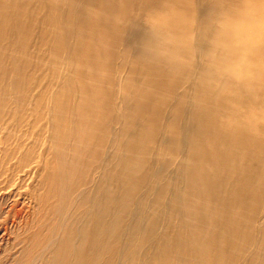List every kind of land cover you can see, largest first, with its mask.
<instances>
[{
    "label": "bare ground",
    "instance_id": "6f19581e",
    "mask_svg": "<svg viewBox=\"0 0 264 264\" xmlns=\"http://www.w3.org/2000/svg\"><path fill=\"white\" fill-rule=\"evenodd\" d=\"M138 11L0 0V125L30 111L35 145L48 144L19 163L42 177L44 195L30 197L48 245L13 264H264V111L249 131L264 98L207 91L199 57L179 79L145 63Z\"/></svg>",
    "mask_w": 264,
    "mask_h": 264
},
{
    "label": "clouds",
    "instance_id": "9594fccd",
    "mask_svg": "<svg viewBox=\"0 0 264 264\" xmlns=\"http://www.w3.org/2000/svg\"><path fill=\"white\" fill-rule=\"evenodd\" d=\"M198 18L192 0H156L137 17L146 29L145 63L164 68L179 79L199 57L200 85L224 97L256 98L264 91V0H207ZM199 39L206 47L197 48ZM264 111L251 110L249 131Z\"/></svg>",
    "mask_w": 264,
    "mask_h": 264
},
{
    "label": "rangeland",
    "instance_id": "374dc122",
    "mask_svg": "<svg viewBox=\"0 0 264 264\" xmlns=\"http://www.w3.org/2000/svg\"><path fill=\"white\" fill-rule=\"evenodd\" d=\"M135 5L136 7H140L143 11V7L139 4L138 0H135ZM206 8L208 7H204L201 14L198 12V18H203V13L208 10ZM139 12L140 11H138V13ZM32 42L31 50L40 47L42 43L39 36L36 34ZM28 70V73L33 76L34 70L32 68H29ZM47 78L48 76L45 81H47ZM14 80L15 78L12 77L9 82ZM28 83L29 91L36 83L33 79ZM3 84L4 83H2L1 86ZM256 98L258 101L263 100L264 91H261ZM10 108H15V106L10 100H7L3 110L8 111ZM4 118L5 124L0 125V264H9V262H11L10 264H13L19 261L18 255H20L22 249L29 252L33 247L32 251L35 249L40 251L46 247V244L48 245V231L41 228L39 231L38 228V211L36 208L38 206V199L35 200L34 197H42V195H44V190H42V186L40 185L42 177L32 178L30 175V169L27 166L24 168L19 166V163L24 156L30 157L31 155H39L42 150L48 149V144L44 137L39 139V145H35L36 138L34 134L37 131L32 130L33 118L31 117L30 111L25 116V120L23 119L21 126L18 119H10V116L6 117L5 115ZM31 158L32 156L30 159ZM29 161L31 162L33 160L31 159ZM32 193L35 195L30 197ZM34 222L35 226L33 225ZM26 224H31L32 226H26ZM30 227H33L34 229H30ZM35 229L39 232H35ZM43 232H46L47 236ZM36 237L37 239H35ZM24 239H26L25 242ZM31 243L32 246L29 245ZM33 244H36V247ZM143 253L144 252H141V255ZM127 255H129V253H127ZM112 259L113 255L110 254L107 260L111 261Z\"/></svg>",
    "mask_w": 264,
    "mask_h": 264
}]
</instances>
